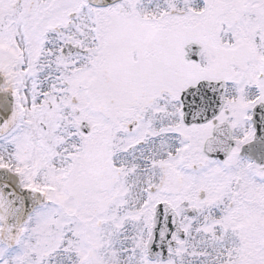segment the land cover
<instances>
[{
	"label": "snow or ice",
	"instance_id": "1",
	"mask_svg": "<svg viewBox=\"0 0 264 264\" xmlns=\"http://www.w3.org/2000/svg\"><path fill=\"white\" fill-rule=\"evenodd\" d=\"M0 264H264V0H0Z\"/></svg>",
	"mask_w": 264,
	"mask_h": 264
}]
</instances>
